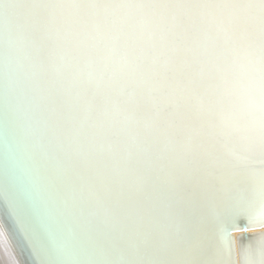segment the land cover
I'll return each mask as SVG.
<instances>
[{
	"label": "bare ground",
	"instance_id": "obj_1",
	"mask_svg": "<svg viewBox=\"0 0 264 264\" xmlns=\"http://www.w3.org/2000/svg\"><path fill=\"white\" fill-rule=\"evenodd\" d=\"M0 191L22 264H264V0H0Z\"/></svg>",
	"mask_w": 264,
	"mask_h": 264
},
{
	"label": "water",
	"instance_id": "obj_2",
	"mask_svg": "<svg viewBox=\"0 0 264 264\" xmlns=\"http://www.w3.org/2000/svg\"><path fill=\"white\" fill-rule=\"evenodd\" d=\"M0 202H1V206L2 207H4L5 208V210H6V212H8V210H7V207L5 206V204H6V200H5V198H4V196L2 195V193H1V191H0ZM9 213V212H8ZM10 215V214H9ZM12 219V218H11ZM13 220V219H12ZM242 228H243V226H242ZM243 234V236H246V234H247V232H243L242 233ZM7 235H9L8 233H7ZM3 238V241H5V243L7 244V248H8V250H9V252H10V254H11V256H12V258H13V261H12V258H10L9 257V255H7V250H5V247H3V245L1 244V239ZM19 245V244H18ZM2 246V247H1ZM11 247H10V245L8 244V242H7V240H6V237H5V234H4V230L0 227V249H1V252H2V254H3V257H4V261H5V264H22V262H20V260H18V259H16L17 258V256L15 257L14 255H13V253H12V248L10 249Z\"/></svg>",
	"mask_w": 264,
	"mask_h": 264
}]
</instances>
